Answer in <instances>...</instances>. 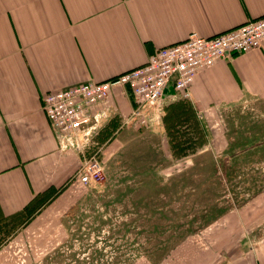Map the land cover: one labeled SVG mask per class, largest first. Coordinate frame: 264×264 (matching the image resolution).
I'll list each match as a JSON object with an SVG mask.
<instances>
[{"label":"rangeland","instance_id":"374dc122","mask_svg":"<svg viewBox=\"0 0 264 264\" xmlns=\"http://www.w3.org/2000/svg\"><path fill=\"white\" fill-rule=\"evenodd\" d=\"M123 93L130 111L113 103L78 152L96 155L102 174L72 180L37 213L0 222V264H204L229 223L244 239L257 223L264 235V97L245 95L203 116L178 95L147 125Z\"/></svg>","mask_w":264,"mask_h":264},{"label":"crops","instance_id":"0c3cea01","mask_svg":"<svg viewBox=\"0 0 264 264\" xmlns=\"http://www.w3.org/2000/svg\"><path fill=\"white\" fill-rule=\"evenodd\" d=\"M261 15L264 0H0V222L62 195L81 163L59 148L45 93L113 77L192 32L211 36ZM179 94L171 84L164 93L168 101ZM250 94L264 97V43L200 69L189 100L207 116ZM110 99L130 111L119 87ZM234 224L215 232L204 264H264L260 224L247 228L248 242ZM235 246L249 249L233 254Z\"/></svg>","mask_w":264,"mask_h":264},{"label":"built area","instance_id":"2783aa9c","mask_svg":"<svg viewBox=\"0 0 264 264\" xmlns=\"http://www.w3.org/2000/svg\"><path fill=\"white\" fill-rule=\"evenodd\" d=\"M264 43V15L211 36L192 32L182 41L158 47L148 60L104 80L88 79L43 95L42 109L59 132V148L82 152L91 135L114 111V87L131 93L137 102L131 116L139 122H160L165 89L171 84L183 97L190 96L196 73L232 53L245 52ZM102 174L96 155L84 157L73 180L88 183Z\"/></svg>","mask_w":264,"mask_h":264}]
</instances>
